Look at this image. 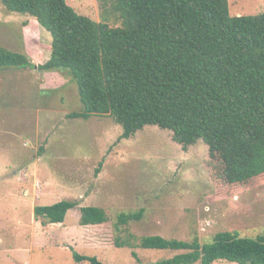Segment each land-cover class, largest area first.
<instances>
[{"label": "rangeland", "instance_id": "rangeland-1", "mask_svg": "<svg viewBox=\"0 0 264 264\" xmlns=\"http://www.w3.org/2000/svg\"><path fill=\"white\" fill-rule=\"evenodd\" d=\"M114 1L66 3L119 26ZM228 6L232 16L264 12V0H228ZM50 44L34 18L10 12L0 1V47L25 53L34 64L0 70V264H88L75 262L73 251L104 264H147L181 251L143 249V236L204 243L220 231L241 237L263 231L264 179L218 195L201 138L184 150L155 125L121 139L122 127L109 116L69 118L82 111L76 85L65 73L36 67L48 59ZM61 200L77 203L62 223L34 219L36 205ZM81 206L104 209L107 221L80 225ZM139 211V220L118 223L119 214ZM117 239L131 245L118 246Z\"/></svg>", "mask_w": 264, "mask_h": 264}, {"label": "trees", "instance_id": "trees-1", "mask_svg": "<svg viewBox=\"0 0 264 264\" xmlns=\"http://www.w3.org/2000/svg\"><path fill=\"white\" fill-rule=\"evenodd\" d=\"M0 1L50 34L49 57L36 67L65 73L76 85L82 111L69 118L109 116L122 127L121 139L155 125L184 150L201 138L218 195L264 179V12L232 16L228 0H115L121 25L111 26L77 13L66 0ZM9 66L34 64L25 53L0 47V70ZM76 205H36L34 219L62 223ZM141 217L142 211L121 213L118 223ZM105 221L104 209L79 208L80 225ZM139 245L181 251L147 264H264V229L255 237L220 231L204 243L147 235ZM72 257L104 264L76 251Z\"/></svg>", "mask_w": 264, "mask_h": 264}]
</instances>
